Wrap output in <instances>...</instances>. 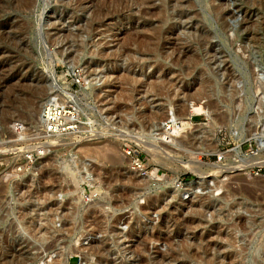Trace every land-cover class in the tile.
Listing matches in <instances>:
<instances>
[{
	"label": "rangeland",
	"instance_id": "obj_1",
	"mask_svg": "<svg viewBox=\"0 0 264 264\" xmlns=\"http://www.w3.org/2000/svg\"><path fill=\"white\" fill-rule=\"evenodd\" d=\"M172 2L0 0V264H209V253L210 264H264V165L237 161L264 157V7ZM52 71L79 124L50 140L19 84L45 87ZM203 86L201 98L186 96ZM187 101L209 115L193 113L172 141L156 136L165 155L150 161L134 137ZM235 118L258 134H241ZM71 175L85 177L82 192L69 190ZM93 204L101 211L87 217Z\"/></svg>",
	"mask_w": 264,
	"mask_h": 264
},
{
	"label": "bare ground",
	"instance_id": "obj_2",
	"mask_svg": "<svg viewBox=\"0 0 264 264\" xmlns=\"http://www.w3.org/2000/svg\"><path fill=\"white\" fill-rule=\"evenodd\" d=\"M133 1V0H131ZM139 1V0H138ZM175 2V4H177L178 9H181V3L178 2V0H160V5L158 8H163L167 3L169 2ZM172 2V3H173ZM255 3H257L256 5L258 6V9H263L264 7V0H254ZM180 3V4H179ZM139 5V4H138ZM154 6V5H153ZM176 7V8H177ZM150 9V8H149ZM154 9V8H153ZM180 10L175 11V14L180 13ZM134 14V13H133ZM147 17V16H146ZM251 26V25H250ZM251 34V38H253L254 43H258L259 41V36L258 34H253L252 32H250ZM135 35V34H134ZM250 36V35H249ZM132 37V36H131ZM137 38L133 39V41H136ZM199 36H197L194 40H198ZM129 41H132V39H130ZM156 41V40H155ZM143 43V42H142ZM199 43V42H198ZM147 44V42H146ZM151 46V44H150ZM148 52H152L153 50L151 48H147ZM125 52V51H124ZM76 59V58H75ZM77 60V59H76ZM48 78H47V83H45V87H40L38 85H27V84H22L20 86L19 84V92H24L25 90L28 92H30V96L26 97L24 99V102L26 103L27 107H32L31 112H28L29 117H33V112L35 111V122L36 125L40 128L43 127V113H48L49 111H52L53 113H57L58 111L61 112V110H64L63 104L65 101H67L68 98H70L69 93H66L65 91L61 90L60 88L57 87V85L55 84L56 79L55 76L53 74V71L51 73L48 72ZM233 78V77H231ZM238 78H235V80H237ZM99 80V79H98ZM234 80V78H233ZM100 81V80H99ZM238 81V80H237ZM23 83V82H22ZM261 88V87H260ZM263 88V87H262ZM43 93V95H40V93ZM248 91V89L246 90ZM26 93V92H25ZM233 95L235 94V92H232ZM248 93H251V91H248ZM42 96L40 101L35 104V102L33 101L34 98H36L37 95ZM203 94H205V89L204 86L197 89L196 92L194 94H187L186 96H193V97H198L201 98L203 96ZM26 95V94H25ZM24 95V96H25ZM74 98V97H73ZM260 98V97H259ZM18 100V99H17ZM259 101V103H258ZM257 101V105H259L262 109L264 108L263 105V101L262 100H258ZM186 103V102H185ZM256 105V106H257ZM57 107H59V109L57 110ZM61 108V109H60ZM258 108V107H257ZM239 109V108H238ZM260 110V109H258ZM30 111V110H29ZM182 111H185V114H181ZM264 112V110H263ZM193 113H204L205 112L194 102H189L187 101V104H183L181 105L180 109L178 111H175V109L171 106H169L167 109H165V112L163 113L162 118L160 119V122L156 125H153L151 127V130L149 131V135H139V136H135L133 142L135 141L140 148H142L151 158L150 161H153L154 159H156L157 157L162 156L161 154L165 155L164 152L159 151V148L156 146L157 144V137L156 136H161L162 138H166L169 140H173L177 138V134H180V130L182 128H184L185 126H188L190 123V117ZM205 115H209L208 113H206ZM233 120V126L240 130L241 134H244L247 137H254L253 135H257L258 133H253L254 131L252 129H250V126H244L242 124H240L239 118H235L232 119ZM230 120V122L232 121ZM263 121V125H264V120ZM14 125V124H13ZM39 128V129H40ZM150 128V127H149ZM233 129V128H232ZM149 130V129H148ZM39 132V131H38ZM74 132V131H72ZM127 132V131H126ZM213 132V131H212ZM43 133L42 130H40L39 134ZM67 133H71V132H67ZM67 133H63V134H67ZM124 132L121 131V134H123ZM58 134H55V136ZM135 135V134H134ZM45 136L51 139L52 135H48L45 133ZM131 136V135H130ZM129 136V137H130ZM164 136V137H163ZM128 137V136H127ZM132 137V136H131ZM244 137V136H243ZM119 138V135H118ZM133 138V137H132ZM124 139H128L126 138V133L122 136L120 140L123 141ZM130 139V138H129ZM134 142V143H135ZM135 143V144H136ZM136 144V145H137ZM41 148V147H40ZM39 149V148H38ZM44 150L46 149L45 147L43 148ZM43 151V150H41ZM42 153V152H41ZM194 156V155H193ZM236 156H239V153L236 152ZM240 157V156H239ZM72 159V158H71ZM113 160H116L115 158H113ZM178 161V160H177ZM181 161V160H180ZM238 161V166L241 167V169L243 168H248L253 164H260V165H264V157L260 156V155H255V156H248V157H243L240 158ZM181 168L183 169H191L193 171H198V166H197V162L194 160H187V161H181ZM76 166V165H75ZM74 164L72 162H64L59 164V168L61 170L64 171H70L72 168L75 167ZM81 167L84 168L83 163L80 165ZM211 166V165H210ZM76 168V167H75ZM86 168V167H85ZM142 169V168H141ZM227 169V168H226ZM76 170V169H75ZM85 170V169H84ZM77 171V170H76ZM99 171V170H98ZM157 168H152V170L150 171H145L144 173H142L141 179L142 181H144V183L148 182V179H145V176L149 177V180L151 177H156L157 176ZM220 171V170H219ZM50 172V171H48ZM78 172V171H77ZM64 173V172H63ZM198 173V172H197ZM71 182L73 183L72 187H69V190L72 188L74 192H82V188L80 187V181L84 180L85 177L81 176L80 177V181L77 180V178L74 175H71ZM79 179V178H78ZM134 182V181H132ZM135 183V182H134ZM143 183V184H144ZM139 184V182H138ZM218 185V184H217ZM213 186V184H212ZM218 186H215L214 189H218ZM68 192V191H67ZM80 196V195H79ZM70 202V201H69ZM70 205V210L74 209V206ZM100 205V204H99ZM98 204H93L92 208L87 210V217L96 215V213L98 211ZM76 207V205H75ZM39 211V210H38ZM73 211V210H72ZM104 212V211H103ZM31 213V212H30ZM56 213V212H55ZM105 214V213H104ZM21 217L23 218V214H21ZM37 216L35 215V218ZM34 218V216H33ZM38 220H42L40 218V216H38ZM49 218V217H48ZM104 219V222H106L108 219V217L106 215H103L102 217ZM90 219V218H89ZM239 220H242L241 217H239ZM105 224V223H104ZM28 226V225H27ZM35 229V228H34ZM38 231V230H37ZM117 231V230H114ZM42 232V231H41ZM116 233V232H115ZM33 236H35V233H31ZM152 238V236H151ZM207 245V243H206ZM138 246V245H137ZM211 246V245H210ZM263 247V246H262ZM92 248V244L90 243L87 246H79L75 248V252H80L82 254H84L85 256L89 254V249ZM11 253V252H10ZM17 255V254H16ZM15 255V256H16ZM14 256V254H13ZM14 256V257H15ZM26 256V255H25ZM217 256V254L213 253H209L205 256L206 261L210 264L211 261H213V259ZM19 257V256H18ZM16 256V262L19 261V263H25L26 260H23L24 258L20 259V257L18 258ZM223 257V256H222ZM221 257V258H222ZM220 258V257H219ZM58 263V261H56ZM207 264V263H206ZM233 264V263H232Z\"/></svg>",
	"mask_w": 264,
	"mask_h": 264
},
{
	"label": "built area",
	"instance_id": "obj_3",
	"mask_svg": "<svg viewBox=\"0 0 264 264\" xmlns=\"http://www.w3.org/2000/svg\"><path fill=\"white\" fill-rule=\"evenodd\" d=\"M80 73L78 70H75L71 74V82L70 85L78 83L80 81ZM70 85L66 86L65 90H71ZM65 111L61 110V112L53 113L49 111L48 113H43V128L42 132L48 135H55V134H63L67 132L76 131L77 126L79 124L78 120L73 116L76 115V111L73 110L71 105L64 106ZM59 107H57V110ZM125 156L129 158L130 163L132 166L136 167L137 169L143 168V164L141 159L139 158L138 154L134 151L133 146L130 144H125L123 147Z\"/></svg>",
	"mask_w": 264,
	"mask_h": 264
}]
</instances>
